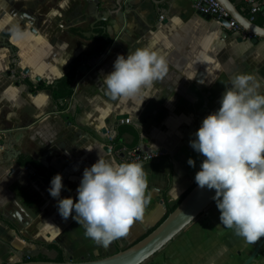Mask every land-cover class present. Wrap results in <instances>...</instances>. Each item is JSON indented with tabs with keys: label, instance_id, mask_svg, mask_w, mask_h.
I'll use <instances>...</instances> for the list:
<instances>
[{
	"label": "crops",
	"instance_id": "0c3cea01",
	"mask_svg": "<svg viewBox=\"0 0 264 264\" xmlns=\"http://www.w3.org/2000/svg\"><path fill=\"white\" fill-rule=\"evenodd\" d=\"M232 1L264 26V0H257L262 12L255 14L243 0ZM194 3L0 0V264L112 255L142 239L197 184L204 157L190 141L218 112L234 75L264 77V38L223 27ZM145 47L166 59L167 74L136 98L113 99L104 76L119 55ZM135 147L163 154L141 163L151 201L143 221L105 248L72 217L62 218L48 189L60 174V199L76 201L84 169L99 155L125 163ZM16 206L30 219L24 225L16 221ZM220 215L214 202L165 247L164 263L233 264L235 251L243 262V251L252 252L263 237L248 243L220 225Z\"/></svg>",
	"mask_w": 264,
	"mask_h": 264
},
{
	"label": "clouds",
	"instance_id": "9594fccd",
	"mask_svg": "<svg viewBox=\"0 0 264 264\" xmlns=\"http://www.w3.org/2000/svg\"><path fill=\"white\" fill-rule=\"evenodd\" d=\"M167 72L163 56L138 48L127 58L117 57L104 85L113 99L136 98ZM220 104L190 141L204 157L195 182L201 189L215 190L220 225L256 243L264 237V77L234 75ZM187 163L195 167L191 158ZM62 181V175H55L48 189L58 200L59 214L64 220L72 217L87 238L105 248L126 237L135 222L143 221L151 201L147 172L139 162L116 163L99 155L91 168L84 169L76 201L60 199Z\"/></svg>",
	"mask_w": 264,
	"mask_h": 264
},
{
	"label": "water",
	"instance_id": "95a60500",
	"mask_svg": "<svg viewBox=\"0 0 264 264\" xmlns=\"http://www.w3.org/2000/svg\"><path fill=\"white\" fill-rule=\"evenodd\" d=\"M221 6L230 14V17L236 20L241 28L248 34L264 38V26L256 24L253 18L247 17L232 0H217ZM207 17V16H206ZM209 18V17H207ZM223 27L229 26L228 20H222ZM201 125L199 126V128ZM215 190H209L207 187L201 189L197 184L186 194L178 206L167 215V217L155 227L148 235L127 246L116 253L102 258L91 260H73L64 261L53 260H21L13 264H144L154 255L169 245L178 235H180L189 225L198 219L214 202ZM14 216L21 224H26L30 219L24 220L20 214L18 206ZM264 245V237L257 243L256 247L249 257L242 264H251L257 257L261 247Z\"/></svg>",
	"mask_w": 264,
	"mask_h": 264
},
{
	"label": "built area",
	"instance_id": "2783aa9c",
	"mask_svg": "<svg viewBox=\"0 0 264 264\" xmlns=\"http://www.w3.org/2000/svg\"><path fill=\"white\" fill-rule=\"evenodd\" d=\"M244 3L250 6V10L252 14L262 11V5L257 0H243ZM195 9L198 13L203 16H207L217 22H221L222 20L229 21V28L239 31L241 30V26L239 23L230 17V14L221 6V4L217 0H195ZM221 24V23H220ZM122 123H129L130 118L121 119ZM163 154L161 152H146L141 150L138 147L130 149L127 153L125 159L131 162H139L145 163L155 160L161 157Z\"/></svg>",
	"mask_w": 264,
	"mask_h": 264
},
{
	"label": "rangeland",
	"instance_id": "374dc122",
	"mask_svg": "<svg viewBox=\"0 0 264 264\" xmlns=\"http://www.w3.org/2000/svg\"><path fill=\"white\" fill-rule=\"evenodd\" d=\"M179 236V235H178ZM167 247V246H166ZM168 248H164L163 250H161L160 252H158L156 255H154L149 261H147L144 264H165L164 262H167L170 257L167 255V250ZM244 255L247 257V253H248V257L249 255L252 253L250 251H243ZM234 257L238 256L239 261L234 260L233 264H242L243 262H241L243 259V254H241V256L239 257V255H237L236 251L233 253ZM251 264H264V247L260 250V252L258 253L257 257L253 260V262Z\"/></svg>",
	"mask_w": 264,
	"mask_h": 264
},
{
	"label": "trees",
	"instance_id": "16d2710c",
	"mask_svg": "<svg viewBox=\"0 0 264 264\" xmlns=\"http://www.w3.org/2000/svg\"><path fill=\"white\" fill-rule=\"evenodd\" d=\"M262 12V11H261ZM256 18V16L254 17V19ZM262 25V24H261ZM70 81H71V79H70ZM65 86L67 87V86H69V83L67 84H65ZM70 94H71V90H67V92L65 93V95L66 96H70ZM190 191V190H189ZM188 191V192H189ZM187 192V193H188ZM186 193V194H187ZM186 194H184L183 196H181L177 201H175L174 203H172V204H169L168 206H167V213H166V215L164 216V218L161 220V222L167 217V215L169 214V213H171L177 206H178V204L182 201V199L186 196ZM203 214V213H202ZM201 214V215H202ZM160 222V223H161ZM159 223V224H160ZM158 224V225H159ZM157 225V226H158ZM155 229V227L154 228H152L151 230H149L143 237H145L146 235H148L152 230H154ZM60 253V252H59ZM28 261H31V260H47L46 258H44L43 256H38V257H30V258H28L27 259ZM65 260V258H64V256L62 255V254H60V256H59V258L57 259V261H64Z\"/></svg>",
	"mask_w": 264,
	"mask_h": 264
}]
</instances>
